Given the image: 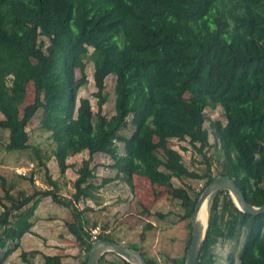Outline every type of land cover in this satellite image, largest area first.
I'll list each match as a JSON object with an SVG mask.
<instances>
[{
	"label": "trees",
	"instance_id": "trees-1",
	"mask_svg": "<svg viewBox=\"0 0 264 264\" xmlns=\"http://www.w3.org/2000/svg\"><path fill=\"white\" fill-rule=\"evenodd\" d=\"M86 59L93 65L95 111L87 97L77 98L78 89L88 83ZM110 73L115 76L114 112L107 117L103 105ZM29 83L34 98L20 114L19 103ZM216 105L225 123L210 122L214 138L210 143L205 109ZM38 110L40 127L54 145L51 154L60 180L67 179L66 158L82 151L88 156L81 159L72 190L65 196L59 193V181L47 174L40 150L34 151L49 189L13 193L0 175L2 256L10 255L16 241L30 232L39 196H50L69 208L71 220L64 223L82 244L86 264L92 239L85 212L91 208L79 203L97 197L98 190L115 178L132 188L136 174L170 189L169 196L180 204L179 219L187 220L189 236L184 253L172 262L184 264L190 214L216 176L230 177L248 203L264 204V0H0V129L8 133L6 151L29 149L26 127ZM129 126L131 132L122 133ZM170 139L187 140L202 157L200 171L184 164L182 154L167 145ZM116 141L123 143V153ZM212 146L210 158L206 152ZM96 153L112 159L115 178L95 182L91 163ZM172 178L204 184L191 195L190 187L175 186ZM29 182L33 184L32 179ZM100 238L119 243L105 231L96 239ZM240 239L237 264H264V213L242 212L229 193L221 191L196 264H215L214 246ZM106 253L99 264H130ZM28 255H39L41 264L61 260L60 255L38 250L19 253L22 261L39 264ZM142 255L148 264H158ZM235 260L229 253L227 264Z\"/></svg>",
	"mask_w": 264,
	"mask_h": 264
},
{
	"label": "rangeland",
	"instance_id": "rangeland-1",
	"mask_svg": "<svg viewBox=\"0 0 264 264\" xmlns=\"http://www.w3.org/2000/svg\"><path fill=\"white\" fill-rule=\"evenodd\" d=\"M89 50H91L90 47ZM85 70L88 76V83L78 89L77 98L87 97L90 100L93 111H95L96 98L92 95L95 91L92 79V60L86 59ZM75 72L79 75L78 71ZM114 82L115 76L112 73L108 74L105 79V92L108 94V97L103 105V113L107 117L111 116L114 112ZM23 94L24 97H21L22 100L19 103L20 114H22L24 106L33 101L34 92L32 83L28 84L26 91ZM188 95V93L184 94L185 97ZM205 115L206 121L204 126L209 130V142L212 143L214 138L210 122L213 120H219L222 123H225V118L220 105H216L214 108L207 107L205 109ZM2 117L3 116L0 113V118ZM40 117L41 110H38L27 124L26 130L29 135L30 147L26 150L6 151L4 144L8 141V133L7 131L0 129V175L3 174L2 176L6 179L5 187L13 184V193L17 190L30 193L34 189L45 190L50 188L49 184L46 182L47 176L45 175V168L42 167V164L40 163V158L46 162V172L52 179H54L52 176H56L57 179L61 177L59 175L56 161L51 154L54 145L49 137V133L40 127ZM131 130L132 129L129 126L128 128L123 129L122 133L129 134ZM153 140L156 141L157 139L153 138ZM116 144L119 151L123 153V143L116 141ZM167 145L177 149L182 154L183 162L190 170L200 171L203 167V163H201L202 157L194 152L187 140L179 141L176 139H170ZM182 146L186 149H183ZM214 149L215 148L212 146L206 152V156L212 158ZM34 150H40V158L37 157ZM82 152L83 153L80 152L66 158V162L70 164V166L67 168L68 170L66 169L68 173L67 175L65 173V178L69 179L70 182H72L77 176L76 170L81 165L82 156L83 158H87L88 156L87 151ZM95 157L96 160H92L91 163V166L95 165V182H100L102 178H115L114 175L116 170L110 167L112 159L104 153H96ZM17 162L19 165L23 166V168L19 169L21 177L19 175L17 176V173H15L14 165ZM216 165V161L213 160L211 165L213 172ZM3 166H6L5 169ZM98 166L101 167L98 168ZM9 168L12 169L10 171L11 173L8 171ZM30 179H32L33 184H30ZM57 181H60V179ZM132 182L133 187L131 188L121 178H115L98 190L97 197L94 199H86L79 203L81 208L84 206L91 208L90 211L85 212V219L87 221L86 225L87 229L90 230L91 239H93V231H95L96 238L98 234L105 231L106 235H109L115 241L137 248L148 258L155 259L158 264H174L172 258L182 256L189 236L187 220L179 219L180 214L183 212L180 204L177 200H173L169 196L170 189L168 190L166 187L153 185L145 177L134 174ZM172 182L175 186L185 188L190 187L191 195L192 192L199 190L204 184L203 180L192 178H172ZM101 189L105 194L110 190L106 197L104 196L103 202L99 201L101 198V195H99ZM71 190L72 187L70 183V188L60 186L59 193L62 195H68ZM0 194H3L1 180ZM39 197L40 205L38 204L39 207L37 206V216L41 219L39 223V226H41L42 224H45V221L43 220L55 219L52 212H54V208L56 206L58 207L59 204L54 202L50 196ZM143 207L146 208L147 212L142 209ZM155 213L164 214L165 217L161 218ZM69 217L71 219L70 213ZM93 223L96 224L95 227L93 226ZM147 224H150L152 227L145 228V225ZM142 234H144L143 237ZM96 238H94V240ZM37 241L42 242L39 239H37ZM74 242L73 246L76 244L74 247L77 249L78 254H82V244L76 237ZM240 246L241 239L238 242L219 241L213 248L215 264H227L229 253L233 255L234 260H237V252ZM2 255L3 249H0V258L3 260L1 264H14L20 262H22V264H29L22 261L18 254L10 257L8 261L9 263H6L5 261L7 257H3ZM106 256L108 258L113 257L111 252H107ZM27 257L29 260L34 261V263L41 264L42 262V259L36 255H28ZM236 260L234 261V264H237Z\"/></svg>",
	"mask_w": 264,
	"mask_h": 264
},
{
	"label": "water",
	"instance_id": "water-1",
	"mask_svg": "<svg viewBox=\"0 0 264 264\" xmlns=\"http://www.w3.org/2000/svg\"><path fill=\"white\" fill-rule=\"evenodd\" d=\"M227 191L233 202L242 212L253 215L264 213V204L254 206L247 202L242 191L235 185L233 180L226 175H218L209 182L198 196L194 209L189 217L190 241L185 251L184 264H196L199 253L209 228L211 209L216 196L221 191ZM205 204L206 217L202 219L201 207ZM106 252H112L116 256L126 260L130 264H148L142 253L128 245L116 243L107 239H95L90 241L86 264H99V260Z\"/></svg>",
	"mask_w": 264,
	"mask_h": 264
},
{
	"label": "crops",
	"instance_id": "crops-1",
	"mask_svg": "<svg viewBox=\"0 0 264 264\" xmlns=\"http://www.w3.org/2000/svg\"><path fill=\"white\" fill-rule=\"evenodd\" d=\"M83 153V152H81ZM81 155V154H80ZM83 158V156H82ZM95 154L93 155V161H95ZM22 164V163H21ZM15 173H17V176L21 175L19 173L21 168L23 166L19 165L17 162L15 165ZM4 169L6 166H3ZM101 166H98L100 168ZM12 169L9 168V173H11ZM68 170V169H67ZM67 170L65 171L67 175ZM3 175V174H2ZM55 180L57 179L56 176H52ZM5 178V177H4ZM61 177H59L57 180H59ZM59 188L60 186L70 188V180H60L59 181ZM9 190L13 191V184L10 186H7ZM10 187V188H9ZM103 189V188H102ZM102 189L100 190L101 198L99 199L100 202H103L104 196L110 192L107 191L102 192ZM65 193V192H64ZM1 195V194H0ZM66 195V194H63ZM40 205V204H39ZM38 205V207H39ZM56 205V204H55ZM38 207L35 209L34 215L32 216V227L30 229V232H26L18 241L17 247L12 251L10 255L7 256L6 263H9L10 257L14 255H19L21 250L29 251V250H38L44 254L47 255H60L61 260L59 264H82V261L84 260V251L82 249V254H78L77 249L73 246V243H75V237L74 235L67 229L65 225V221L71 220L69 217L70 210L69 208L59 205L54 208V212H52V215H54V220L45 219V224H42L39 226L40 220L37 216L38 213ZM38 218V219H37ZM37 239L41 240L42 242H38ZM10 246H13V244H9ZM40 257L39 255H36ZM14 264H22L20 263H14Z\"/></svg>",
	"mask_w": 264,
	"mask_h": 264
},
{
	"label": "bare ground",
	"instance_id": "bare-ground-1",
	"mask_svg": "<svg viewBox=\"0 0 264 264\" xmlns=\"http://www.w3.org/2000/svg\"><path fill=\"white\" fill-rule=\"evenodd\" d=\"M200 215L202 217L203 220H205L206 217V210H205V204L203 203L202 207H201V212Z\"/></svg>",
	"mask_w": 264,
	"mask_h": 264
},
{
	"label": "built area",
	"instance_id": "built-area-1",
	"mask_svg": "<svg viewBox=\"0 0 264 264\" xmlns=\"http://www.w3.org/2000/svg\"><path fill=\"white\" fill-rule=\"evenodd\" d=\"M92 238H93L92 240H94V238H96L95 231L92 232Z\"/></svg>",
	"mask_w": 264,
	"mask_h": 264
}]
</instances>
